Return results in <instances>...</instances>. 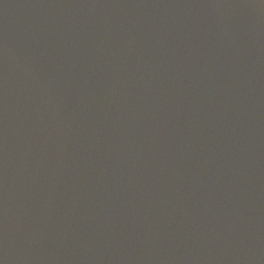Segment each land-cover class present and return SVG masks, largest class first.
Here are the masks:
<instances>
[{"label":"water","instance_id":"obj_1","mask_svg":"<svg viewBox=\"0 0 264 264\" xmlns=\"http://www.w3.org/2000/svg\"><path fill=\"white\" fill-rule=\"evenodd\" d=\"M0 264H264V0H0Z\"/></svg>","mask_w":264,"mask_h":264}]
</instances>
